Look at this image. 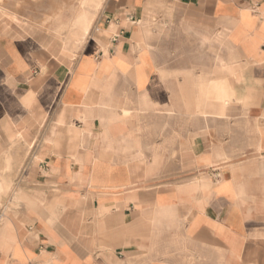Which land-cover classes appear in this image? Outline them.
<instances>
[{
    "label": "crops",
    "instance_id": "1",
    "mask_svg": "<svg viewBox=\"0 0 264 264\" xmlns=\"http://www.w3.org/2000/svg\"><path fill=\"white\" fill-rule=\"evenodd\" d=\"M93 20L0 9V264H264V0Z\"/></svg>",
    "mask_w": 264,
    "mask_h": 264
},
{
    "label": "rangeland",
    "instance_id": "2",
    "mask_svg": "<svg viewBox=\"0 0 264 264\" xmlns=\"http://www.w3.org/2000/svg\"><path fill=\"white\" fill-rule=\"evenodd\" d=\"M78 1L82 0H0V9L16 18V21L35 28L43 26L42 28L51 33H58L65 39L73 40L79 37L81 39L79 43H82L84 37L76 33L74 27L77 23L75 19L83 10L81 2ZM105 1L103 0L99 10H93L94 20L99 16ZM223 46L226 48V40H223Z\"/></svg>",
    "mask_w": 264,
    "mask_h": 264
},
{
    "label": "bare ground",
    "instance_id": "3",
    "mask_svg": "<svg viewBox=\"0 0 264 264\" xmlns=\"http://www.w3.org/2000/svg\"><path fill=\"white\" fill-rule=\"evenodd\" d=\"M78 2H81L82 9H83L81 11V13L77 16V19H76L78 31H80L83 36H87L90 34V26L92 24L91 21L93 20L92 17H93V15H95V14H93L94 13L93 10H95V9L97 10L101 6L103 0H82V1H78ZM69 42L71 43V41H69ZM69 48H70V46H69Z\"/></svg>",
    "mask_w": 264,
    "mask_h": 264
}]
</instances>
